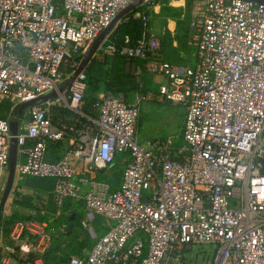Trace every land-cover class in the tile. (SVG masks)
<instances>
[{"label": "built area", "instance_id": "built-area-1", "mask_svg": "<svg viewBox=\"0 0 264 264\" xmlns=\"http://www.w3.org/2000/svg\"><path fill=\"white\" fill-rule=\"evenodd\" d=\"M170 1L0 0V105L9 104L0 117V206L14 138V178L53 180L56 207L37 205L1 232L0 264H187L203 246H212V264H264V0H181L194 59L183 67L160 54L167 26L146 33L154 9ZM133 21L141 35L114 34ZM115 57L135 79L133 100L110 90L88 104L87 69H110ZM145 75L164 82L144 88ZM50 92L15 119L12 136L14 109ZM148 103L183 109L182 145L139 141ZM64 140V155L46 159ZM119 157L122 180L112 188L100 176ZM67 202L82 203V229L94 236L100 218L105 231L79 255L65 238Z\"/></svg>", "mask_w": 264, "mask_h": 264}, {"label": "crops", "instance_id": "crops-1", "mask_svg": "<svg viewBox=\"0 0 264 264\" xmlns=\"http://www.w3.org/2000/svg\"><path fill=\"white\" fill-rule=\"evenodd\" d=\"M172 2L173 1H170V6H172L171 5ZM176 2L177 3L181 2L182 4L179 5L180 7H178V8H182L183 1L179 0ZM164 7H167V6H164ZM164 7H161V8L156 7L154 9L153 15L151 16V21L146 26V30H147L146 33L150 34L152 36H159L161 27L167 26L171 32V35L167 34L164 38L161 39V42H160V54L162 55L163 60L169 64L180 66V67H183L187 64L189 65L192 51L190 49H188L187 45H186V39H187L186 33H187V31L184 30L182 38H179L180 29L178 31V27H179L178 22H180L179 17H180V14L182 13V11L178 15V17H176L174 19L164 18V20H163V18L160 16V12H161V9ZM174 8H176V7H174ZM114 28H115V24H113V27L111 28V30L107 34H109L111 31H113ZM148 30H149V32H148ZM142 32H143V27H142V31L139 35H141ZM106 69L110 70L107 67H106ZM150 76L151 75H145L143 77L142 81L144 83V88L155 87V85L157 84V82L155 84L154 78H150ZM151 77H153V76H151ZM105 91H110V90L106 89V87L104 85H102V83H100L98 85V90L93 93L92 97L98 98V97L102 96V94ZM118 92H120V91H118ZM88 93H87V97H89ZM121 93H123L125 95V97L127 98V100L129 102H131L133 100L134 90H130V91L127 90V91L121 92ZM67 148H68V141L67 140L60 141V142H57V143L51 145L49 147L48 153L46 155V159H48L49 161H53V162L58 161L64 155ZM120 159H121L120 157L117 158L116 162L111 167V169L108 172L104 173L102 176H100L101 180L108 181L110 183V182H113L112 173H114L117 170H121V173H122V167L120 165ZM29 178H32V177H27L25 179L18 180L16 177L14 178V176H13V182H12V186L10 188V191L8 192V194L5 198V201L0 206L1 207L0 234L2 232L4 235H6L7 234V232H6L7 228L13 221L29 219L30 215L36 210L37 205H44L45 209L49 213H54L56 211V207H55V203H54V194H53L54 182H52L53 197H50L48 192L28 187L26 185V183H27V180ZM65 210L69 212V216L74 215L73 220H72V224H73L72 230L69 233H66V236H65V238L67 239V242L69 244L70 243V234L74 229V223L77 221V219H79V221H80V219L84 216V209H83L82 203H80V202H77V203L67 202ZM95 231H96V229L94 228V233H95ZM96 233H95L96 236L100 235V234H98V232H96ZM96 236L94 238H96ZM91 246L83 249L82 252L88 251L91 248ZM49 263L53 264V260H51Z\"/></svg>", "mask_w": 264, "mask_h": 264}, {"label": "rangeland", "instance_id": "rangeland-1", "mask_svg": "<svg viewBox=\"0 0 264 264\" xmlns=\"http://www.w3.org/2000/svg\"><path fill=\"white\" fill-rule=\"evenodd\" d=\"M182 3H177L176 0L172 2V6H167L161 9L160 16L163 18H170L174 19L178 17V15L181 13L182 8L179 5ZM185 10V20H187L188 16V8L186 5H184ZM176 7V8H174ZM184 26L185 22H181V24L178 27V31L180 29L179 38H182L184 33ZM113 27V23L102 30L99 33V36L96 37V39L93 42V45L91 46L88 54L89 56L96 50L98 44L101 42V40L104 38V36L111 30ZM190 66H193L194 59H190ZM121 83L125 85L127 88L126 90H136L137 84L135 82V79L132 76H129L128 74H125L124 72L122 75H120ZM150 78H154L155 84L164 82V79L161 77L153 76ZM148 81V80H147ZM149 82V81H148ZM90 95V90L88 91ZM44 96H47L49 98L55 97V93L50 92ZM19 107L18 105L14 111L12 112V116L9 119L10 122V133L12 135L11 128L16 126L15 118H17L19 115ZM182 121H183V109L178 106L170 105V104H156V103H148L143 104L141 106V115L139 119V129H138V139L141 143L144 141H147L149 139H166L168 137L173 138L174 145L180 146L182 145V141L180 139V130L182 127ZM17 132V128L15 130ZM177 139H174V138ZM97 218H95L93 221L95 223ZM79 219L75 222V227L73 231L70 234V249L75 246H80L85 239L88 241V247H90L93 243H95L96 238L92 235L89 231H86L79 227L78 225ZM94 223H93V230H94ZM96 233V231H95ZM73 234L77 236V238L74 240V243L72 241ZM97 234V233H96ZM72 241V242H71ZM213 249L212 246H203V247H196L192 249L191 255L187 259V264H212L213 259ZM51 261V260H50Z\"/></svg>", "mask_w": 264, "mask_h": 264}, {"label": "trees", "instance_id": "trees-1", "mask_svg": "<svg viewBox=\"0 0 264 264\" xmlns=\"http://www.w3.org/2000/svg\"><path fill=\"white\" fill-rule=\"evenodd\" d=\"M180 21L178 22V25L181 24ZM184 30L186 31V21ZM142 31V26L139 22H128L126 24L121 25L116 31L115 35L121 36L123 34H131L134 37H137ZM124 72V60L120 57H115L112 60L111 68L110 70H107L105 67V64H99L95 63L90 68L87 69L86 75H87V86L88 91L90 90V95L87 97L86 102L89 104L91 103L94 98L92 97L93 93L98 90V85L102 83L108 90L112 91H120L125 92L127 91L125 85L121 83V77L122 73ZM9 109V104L7 102H3L0 105V117L4 115V113L7 112ZM51 146V145H50ZM113 182L111 183L112 188H117L120 185L121 179H122V173L121 170H117L114 173H112ZM52 180L51 179H41V178H29L27 180L26 185L28 187L39 189L45 192H48L50 197H53L52 194ZM101 220L100 218H97L94 227L96 229V232L98 234H103L105 231L100 228ZM78 225L80 226L79 222ZM75 227V223H74ZM77 238L76 235L73 234L72 241L74 243V240ZM71 241V242H72ZM70 243L68 244L69 253H73L76 255L81 254L82 250L88 247V241L85 239L83 243L80 246H75L70 249Z\"/></svg>", "mask_w": 264, "mask_h": 264}, {"label": "water", "instance_id": "water-1", "mask_svg": "<svg viewBox=\"0 0 264 264\" xmlns=\"http://www.w3.org/2000/svg\"><path fill=\"white\" fill-rule=\"evenodd\" d=\"M140 1L141 0H137L136 5H138L140 3ZM133 8H134V6L128 7L125 11L122 12V14L127 13L129 10H132ZM90 56L88 54V56L85 58V60H84V62L82 64L81 68L88 62ZM45 99H49V97L42 96V97L38 98L37 100L30 101V102H26V103L20 105L19 110H18L19 111L18 112L19 113L18 115H20L25 108H28L29 106H31L35 102L41 101V100H45ZM16 128H17V124H16L15 127L11 128V130H12L11 131L12 132V136H15L16 135V132H15ZM16 148H17L16 147V140L14 138H12L11 141H10L9 176H8L7 186H6L5 194H4V197H3V200H2V204L5 201V198H6L7 194H8V192L10 191V188H11L12 182H13V172H14V166H15V162H16ZM0 212H1V207H0ZM73 217H74V215L69 216V224L67 225V227L65 229V232L66 233H69L72 230V227H73V224H72Z\"/></svg>", "mask_w": 264, "mask_h": 264}]
</instances>
